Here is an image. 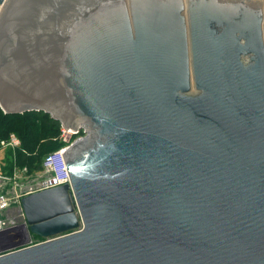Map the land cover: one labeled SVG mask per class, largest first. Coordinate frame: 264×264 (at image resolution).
Here are the masks:
<instances>
[{
    "label": "water",
    "instance_id": "95a60500",
    "mask_svg": "<svg viewBox=\"0 0 264 264\" xmlns=\"http://www.w3.org/2000/svg\"><path fill=\"white\" fill-rule=\"evenodd\" d=\"M0 5V109L83 132L0 264H264V0Z\"/></svg>",
    "mask_w": 264,
    "mask_h": 264
},
{
    "label": "rangeland",
    "instance_id": "374dc122",
    "mask_svg": "<svg viewBox=\"0 0 264 264\" xmlns=\"http://www.w3.org/2000/svg\"><path fill=\"white\" fill-rule=\"evenodd\" d=\"M0 112V139L13 134L16 146H0V191L9 197L8 208L3 212L6 221L17 224L22 210L19 199L36 181L44 176L41 160L45 153L66 146L83 135L66 136L58 123L42 112L3 115ZM32 235V234H31ZM33 242L39 237L32 235Z\"/></svg>",
    "mask_w": 264,
    "mask_h": 264
},
{
    "label": "built area",
    "instance_id": "2783aa9c",
    "mask_svg": "<svg viewBox=\"0 0 264 264\" xmlns=\"http://www.w3.org/2000/svg\"><path fill=\"white\" fill-rule=\"evenodd\" d=\"M61 131L68 137L72 135L69 131L63 128H61ZM79 132L80 130H77L76 134ZM17 143L18 139L13 134L9 135L6 139H0V146H16ZM64 147L65 146L54 149L43 155L41 166L44 176L30 186L25 192V195L69 182L61 156ZM8 205L9 197L0 191V255L43 240L39 237L33 242V239L31 238L32 235L29 233L28 225L23 213H21L17 224H14L12 220L6 221V219L3 218V212L8 208Z\"/></svg>",
    "mask_w": 264,
    "mask_h": 264
},
{
    "label": "trees",
    "instance_id": "16d2710c",
    "mask_svg": "<svg viewBox=\"0 0 264 264\" xmlns=\"http://www.w3.org/2000/svg\"><path fill=\"white\" fill-rule=\"evenodd\" d=\"M0 112L3 113V111L0 109ZM26 113H29V112H26ZM32 113V112H31ZM34 113V112H33ZM5 114V113H4ZM3 114V115H4ZM19 114H22V113H19ZM5 115H18V114H5ZM46 154V153H45Z\"/></svg>",
    "mask_w": 264,
    "mask_h": 264
}]
</instances>
